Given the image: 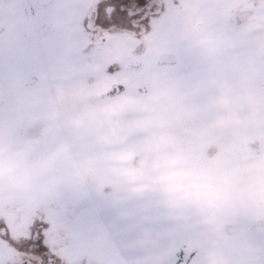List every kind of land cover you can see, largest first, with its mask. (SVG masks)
<instances>
[{"label": "rangeland", "instance_id": "rangeland-1", "mask_svg": "<svg viewBox=\"0 0 264 264\" xmlns=\"http://www.w3.org/2000/svg\"><path fill=\"white\" fill-rule=\"evenodd\" d=\"M262 8L0 0V264H264Z\"/></svg>", "mask_w": 264, "mask_h": 264}, {"label": "flooded vegetation", "instance_id": "flooded-vegetation-1", "mask_svg": "<svg viewBox=\"0 0 264 264\" xmlns=\"http://www.w3.org/2000/svg\"><path fill=\"white\" fill-rule=\"evenodd\" d=\"M109 8H112V6L110 5V6L107 8L108 11H109ZM109 12H111V10H110ZM263 13H264V8H262V9L260 10V13H259V10H256V11L254 12V16H255L256 18H259L260 20H264V14H263ZM139 33H140V32L138 31L136 34H139ZM7 225H8V226H7ZM2 230H3L4 233L7 234V236H9V234H10V232H11V227H10L9 224H7V223L5 222V225L3 226ZM5 242H10V240L6 239Z\"/></svg>", "mask_w": 264, "mask_h": 264}, {"label": "snow or ice", "instance_id": "snow-or-ice-1", "mask_svg": "<svg viewBox=\"0 0 264 264\" xmlns=\"http://www.w3.org/2000/svg\"><path fill=\"white\" fill-rule=\"evenodd\" d=\"M38 246L47 248V245L44 244V242L42 240L41 241H38Z\"/></svg>", "mask_w": 264, "mask_h": 264}, {"label": "water", "instance_id": "water-1", "mask_svg": "<svg viewBox=\"0 0 264 264\" xmlns=\"http://www.w3.org/2000/svg\"><path fill=\"white\" fill-rule=\"evenodd\" d=\"M112 10V8H109V11Z\"/></svg>", "mask_w": 264, "mask_h": 264}]
</instances>
